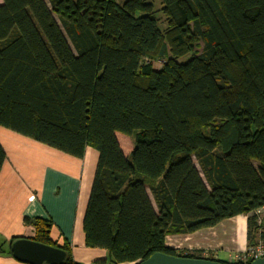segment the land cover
<instances>
[{
	"label": "trees",
	"instance_id": "16d2710c",
	"mask_svg": "<svg viewBox=\"0 0 264 264\" xmlns=\"http://www.w3.org/2000/svg\"><path fill=\"white\" fill-rule=\"evenodd\" d=\"M161 4L163 28L152 0H0V126L76 158L97 151L82 228L112 264L156 252L249 264L176 252L165 236L239 214L248 240L259 229L264 0ZM117 132L133 138L128 156ZM24 222L79 264L49 221Z\"/></svg>",
	"mask_w": 264,
	"mask_h": 264
},
{
	"label": "crops",
	"instance_id": "0c3cea01",
	"mask_svg": "<svg viewBox=\"0 0 264 264\" xmlns=\"http://www.w3.org/2000/svg\"><path fill=\"white\" fill-rule=\"evenodd\" d=\"M0 146L5 152L0 169V242L32 238L34 228L24 218H41L51 224V241L55 245L66 243L74 262L112 264L106 250L86 247L82 228L97 151L86 147L83 157L76 158L2 126ZM149 197L156 210L150 193ZM256 214L259 229L251 240L247 216L239 214L192 233L168 234L165 246L176 252H198L203 257L233 262L250 243L264 241V207ZM0 264L28 263L0 253Z\"/></svg>",
	"mask_w": 264,
	"mask_h": 264
},
{
	"label": "water",
	"instance_id": "95a60500",
	"mask_svg": "<svg viewBox=\"0 0 264 264\" xmlns=\"http://www.w3.org/2000/svg\"><path fill=\"white\" fill-rule=\"evenodd\" d=\"M12 256L28 264H62L66 252L57 246L47 245L32 238L19 237L10 243ZM137 264H223L220 261L206 258H190L161 252L151 254ZM236 264V263H231ZM249 264H264V257L256 258Z\"/></svg>",
	"mask_w": 264,
	"mask_h": 264
},
{
	"label": "rangeland",
	"instance_id": "374dc122",
	"mask_svg": "<svg viewBox=\"0 0 264 264\" xmlns=\"http://www.w3.org/2000/svg\"><path fill=\"white\" fill-rule=\"evenodd\" d=\"M153 2V9H154V14L155 17L157 18L158 24L160 27H165V16L163 15V13L161 12V0H152ZM189 55H185L181 58H179V61L183 62L186 59H188ZM161 65L160 61H154L153 62V66L155 68H158ZM116 137L120 143V146L122 148V151L124 152L125 156L129 155V149H131V147L133 146V138L127 135H124L122 133L117 132L116 133ZM149 193V192H148ZM137 263V262H135Z\"/></svg>",
	"mask_w": 264,
	"mask_h": 264
},
{
	"label": "built area",
	"instance_id": "2783aa9c",
	"mask_svg": "<svg viewBox=\"0 0 264 264\" xmlns=\"http://www.w3.org/2000/svg\"><path fill=\"white\" fill-rule=\"evenodd\" d=\"M260 257H264V241L249 244L242 253L233 258V262H251Z\"/></svg>",
	"mask_w": 264,
	"mask_h": 264
}]
</instances>
